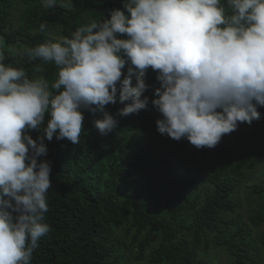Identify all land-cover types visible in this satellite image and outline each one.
Here are the masks:
<instances>
[{
	"label": "clouds",
	"instance_id": "9594fccd",
	"mask_svg": "<svg viewBox=\"0 0 264 264\" xmlns=\"http://www.w3.org/2000/svg\"><path fill=\"white\" fill-rule=\"evenodd\" d=\"M41 3L71 8V0ZM24 52L54 63L58 78H29L0 51V264H31L50 232L45 138L78 145L84 110L102 113L93 124L105 136L118 124L107 105L119 100V115L128 116L151 102L158 132L198 149L261 119L264 0H122L71 37ZM149 68L158 84L146 83Z\"/></svg>",
	"mask_w": 264,
	"mask_h": 264
},
{
	"label": "trees",
	"instance_id": "16d2710c",
	"mask_svg": "<svg viewBox=\"0 0 264 264\" xmlns=\"http://www.w3.org/2000/svg\"><path fill=\"white\" fill-rule=\"evenodd\" d=\"M117 7L122 0H71V8L0 0L4 63L51 85L58 78L54 63L22 49L71 37ZM156 74L149 68L146 83L158 84ZM144 95L151 101L152 89ZM123 106L119 100L106 106L118 124L105 136L93 124L102 113L84 110L78 145L45 138L50 232L31 264H129L124 253L132 246L144 264H218V251L228 264H264V168L251 176L264 161V106L261 119L238 123L214 148L199 149L187 138L161 135L155 123L161 114L151 102L128 116L119 115ZM41 134L30 131L34 139Z\"/></svg>",
	"mask_w": 264,
	"mask_h": 264
},
{
	"label": "rangeland",
	"instance_id": "374dc122",
	"mask_svg": "<svg viewBox=\"0 0 264 264\" xmlns=\"http://www.w3.org/2000/svg\"><path fill=\"white\" fill-rule=\"evenodd\" d=\"M15 5H16L15 7H18V9L21 7V5L19 3L18 4L15 3ZM14 15L12 18H13V20L15 19V23H16L17 19H18V11L17 10L14 12ZM262 168H264V161L262 163H260L259 165H257L254 168V170L251 172L252 178H255L258 173L260 174L261 173L260 169H262ZM124 254H125L126 259L128 260L129 264H144V263H141L139 260L136 259L135 247L132 246L131 248L127 249V253H124ZM214 260L218 264H228L229 257L224 252L218 251L216 254H214Z\"/></svg>",
	"mask_w": 264,
	"mask_h": 264
}]
</instances>
